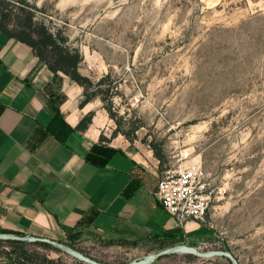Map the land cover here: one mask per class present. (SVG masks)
<instances>
[{
	"label": "rangeland",
	"instance_id": "1",
	"mask_svg": "<svg viewBox=\"0 0 264 264\" xmlns=\"http://www.w3.org/2000/svg\"><path fill=\"white\" fill-rule=\"evenodd\" d=\"M0 23L36 39L44 28L78 55L86 90L57 73L81 87V102L85 93L99 101L110 119L107 138L157 149L162 171L202 167L207 243L178 245L264 264V0H0ZM60 242L105 264L138 263L161 250ZM34 243L25 246L28 264L77 261ZM9 249L1 243L0 257ZM145 264L230 262L176 252Z\"/></svg>",
	"mask_w": 264,
	"mask_h": 264
},
{
	"label": "crops",
	"instance_id": "2",
	"mask_svg": "<svg viewBox=\"0 0 264 264\" xmlns=\"http://www.w3.org/2000/svg\"><path fill=\"white\" fill-rule=\"evenodd\" d=\"M82 97L0 30V229L69 243H207L204 223L177 227L155 197L163 171L150 147L107 138V112L98 100L80 107Z\"/></svg>",
	"mask_w": 264,
	"mask_h": 264
},
{
	"label": "trees",
	"instance_id": "3",
	"mask_svg": "<svg viewBox=\"0 0 264 264\" xmlns=\"http://www.w3.org/2000/svg\"><path fill=\"white\" fill-rule=\"evenodd\" d=\"M0 30L7 36L29 45L32 48L35 55L41 61H43L47 65L49 70H51L53 73H57L59 71L64 72L65 74L69 75L70 78L73 81H75L77 84H79L80 86H83L85 90L90 85L88 78L81 75L78 71V68H77V65L79 62L78 55L77 54L72 55L68 51H65L61 49L59 46H57L56 42L53 39V36L50 33H48L46 29L42 28L43 34L41 37L37 39L34 38L30 33H27L25 31H22V32L10 31L5 26H3V24L1 23H0ZM52 51H53L54 56H56V58L51 62L48 59V54ZM93 96H94L93 94L88 95L87 93H85V99L81 102L80 105L84 106L85 104H87ZM107 111L112 117L111 111L108 109ZM91 119H92V114H88L81 120L77 128L79 130H84L91 123ZM116 134H117V131H114L113 136H115ZM100 140L104 141L106 139L101 135ZM153 150H154V154L156 158L160 160L162 158L161 152L157 151V149H153ZM0 233L23 236V235L13 233L10 231H6L3 229H0ZM3 242L7 243L10 249L8 251H3L1 257L7 258L8 260L12 262H16L20 264H28L29 254H27L28 252L25 250V246L27 245L26 243L14 241V240H5V241L0 240V244ZM179 242H181V240H170L169 239L167 241H159L157 248L163 249L168 246L178 244ZM106 243L114 244L115 242L108 241ZM118 243L132 244L133 246L137 245V243L135 242H127V241H119ZM34 244L37 246L52 248L51 246L47 244H43V243L35 242ZM46 262L52 263V261L51 262L46 261ZM74 264H83V263L76 261V263Z\"/></svg>",
	"mask_w": 264,
	"mask_h": 264
},
{
	"label": "built area",
	"instance_id": "4",
	"mask_svg": "<svg viewBox=\"0 0 264 264\" xmlns=\"http://www.w3.org/2000/svg\"><path fill=\"white\" fill-rule=\"evenodd\" d=\"M207 186L200 165H180L162 172L154 195L176 226L183 228L188 221L205 223L210 207Z\"/></svg>",
	"mask_w": 264,
	"mask_h": 264
},
{
	"label": "water",
	"instance_id": "5",
	"mask_svg": "<svg viewBox=\"0 0 264 264\" xmlns=\"http://www.w3.org/2000/svg\"><path fill=\"white\" fill-rule=\"evenodd\" d=\"M0 240H14V241L24 242V243H27V242L43 243V244H47V245L51 246L55 250H58V251L63 252L67 255H70L75 260H77L83 264H105V263H101V262H98L96 260H93L91 258H87L83 255L78 254V253H75V252L71 251L69 249V247L67 245L63 244L62 242L54 240V239L46 238V237H33V236H27V235H23V236L6 235V234L0 233ZM176 252L189 253V254H192L194 256L201 257V258L219 255V256H222V257H225L226 259H228L230 264H239L237 259L233 256V254L228 252V251H219L217 253H215V252H199V251H196L195 248L187 247L184 245H178V244L173 245V246H168L164 249L159 250L157 253L152 254L145 261H141L138 263H127V264H145L149 261L157 260L161 257L167 256L169 254L176 253Z\"/></svg>",
	"mask_w": 264,
	"mask_h": 264
},
{
	"label": "bare ground",
	"instance_id": "6",
	"mask_svg": "<svg viewBox=\"0 0 264 264\" xmlns=\"http://www.w3.org/2000/svg\"><path fill=\"white\" fill-rule=\"evenodd\" d=\"M188 155V154H187Z\"/></svg>",
	"mask_w": 264,
	"mask_h": 264
}]
</instances>
